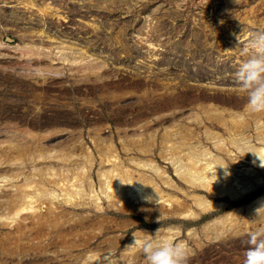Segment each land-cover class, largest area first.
<instances>
[{
	"label": "rangeland",
	"instance_id": "374dc122",
	"mask_svg": "<svg viewBox=\"0 0 264 264\" xmlns=\"http://www.w3.org/2000/svg\"><path fill=\"white\" fill-rule=\"evenodd\" d=\"M258 31H264V0H0V52L6 54L0 56V141L7 139L5 132L10 130L25 129L40 135L56 132L42 143L54 150L72 145L76 154L82 150L92 152L95 176L102 141L106 145L112 141L126 159L137 153L126 155L121 137L142 138L148 125L152 127L150 131L157 129L161 136L164 127L175 122L189 125L185 118L204 105L244 111L247 93L233 77L247 58L242 54L243 47ZM29 41L52 49L57 42L81 48L105 62L107 68L100 77L87 78L56 60L55 66L61 71L51 74L43 70L49 68L48 61L19 58L21 50L15 48ZM39 68L42 70L38 73ZM242 100H246L245 104L237 105ZM198 128L203 130L202 126ZM155 149L158 152L157 146ZM156 157V162L168 167ZM168 171L186 191L173 170ZM263 193L264 187L259 188L240 202L207 196L211 202L224 205L220 211L198 221L168 216L154 224L143 213L112 211L103 201V214L111 230L100 234L98 226L88 227L70 239L76 246L90 248L53 247L37 239L16 250L8 242L0 246V264H62L71 257L88 254L99 244L104 246L113 237L121 239L120 245L99 264L117 260L120 264H146L144 256L136 261L123 256L128 241L138 231L154 233L160 228L164 236L172 227L180 231L174 240L185 242L189 249L188 264H243L248 234L264 230V212L255 218L256 223L250 219L249 224L242 218L238 229L219 238L205 237L202 229L216 218L250 205ZM177 196L187 209L199 213L183 192ZM63 210L64 206L58 205L55 213ZM75 213L81 217L90 215L94 220L101 216L93 209ZM53 215L49 208H43L34 219L18 224L34 226ZM118 224L128 226L120 229ZM18 226L0 227V239L10 233L15 238ZM191 229L196 230L201 244L189 237Z\"/></svg>",
	"mask_w": 264,
	"mask_h": 264
},
{
	"label": "bare ground",
	"instance_id": "6f19581e",
	"mask_svg": "<svg viewBox=\"0 0 264 264\" xmlns=\"http://www.w3.org/2000/svg\"><path fill=\"white\" fill-rule=\"evenodd\" d=\"M47 10L48 8L42 11ZM24 36L28 39L31 37L27 34ZM57 43L53 49L36 46L31 44V41L21 48H14L21 50L20 59L36 57L41 58V61H48L49 68L43 70L51 74L61 71L55 66L56 60L69 66L72 72L81 73V76L87 78L100 77L107 68L105 62H100L87 51L63 42ZM2 44L0 42V48ZM0 56L6 54L0 52ZM73 68H76V71H73ZM41 70L42 68H39L36 72ZM245 101H238L236 104L244 105ZM246 106L241 112L231 108L221 110L222 108L216 105L201 106L199 112L185 118L189 120V125L175 122L169 127H164L161 136L157 129L150 131L152 127L148 125L147 133H142V138L121 137L126 155L130 152L137 153L135 156L129 155L126 159L119 155L112 141L107 142V145L102 141L99 168L95 176H92L95 163L92 152L82 150L80 154H76V147L72 145L54 150L42 143L43 139L56 132L50 135L35 134L25 129L5 132L7 139L0 141V227L19 226L15 228L18 235L12 238L14 234H6L0 239V246L12 242L14 248L19 250V245L29 246L38 239V242L47 241V245L53 247L62 248L65 245L67 249L77 248L79 246L70 243V239L76 237L84 228L98 226L100 234L111 230L108 218L103 214V201L112 207V211L140 215L143 213L147 221L154 224L158 217L163 219L177 216L184 220L198 221L204 215L220 211L224 205L211 202L207 196L217 199L227 197L233 202H240L251 196L264 187V168L259 166L258 159L249 152L255 151L264 156V111L253 112ZM192 124L196 128L192 127ZM198 126H202L203 130L199 131ZM219 127L220 131L216 129ZM95 134L98 136L99 132ZM156 146L158 152L154 150ZM156 156L168 167H162L156 162L153 158ZM38 164L42 166L37 167ZM226 166L227 169L222 168ZM170 168L177 180L185 184L186 191L174 180L168 171ZM178 192H183L186 198H190L199 213L187 209L185 202L177 196ZM262 204L264 193L250 205L247 204L248 206L242 209L209 222L202 229L204 236L219 238L226 232H234L240 227L242 218L249 224L250 219L256 223L257 217H254V213ZM58 205L64 206L61 214L55 213ZM65 207L73 210L69 211ZM43 208L51 210L54 214L52 218L43 219L34 226L18 224L28 218L34 219L35 214H40ZM166 208L169 210L166 211ZM79 209H93V212L101 216L97 220L91 219L90 215L81 217L75 213ZM87 214H90V211H87ZM118 226L125 229L128 225ZM164 233L163 237L174 240L180 231L172 227ZM134 235L143 238L145 232L138 231ZM188 235L196 242L199 239L196 230L191 229ZM133 239L132 236L126 245L131 244ZM120 242V238H110L104 242V246L99 244L88 254L71 257L67 262L99 264L120 245ZM198 243L201 244L199 241ZM90 244L91 241L87 245ZM79 248L85 250L90 247ZM123 256L136 261L144 254L139 248L133 247L126 248ZM120 263L121 261L117 260L109 264Z\"/></svg>",
	"mask_w": 264,
	"mask_h": 264
},
{
	"label": "clouds",
	"instance_id": "9594fccd",
	"mask_svg": "<svg viewBox=\"0 0 264 264\" xmlns=\"http://www.w3.org/2000/svg\"><path fill=\"white\" fill-rule=\"evenodd\" d=\"M237 40L239 45L238 37ZM242 54L247 58L237 67L234 81L247 93L248 107L253 112L264 111V31H258L250 37ZM249 152L258 159L259 166L264 168V156L255 151ZM262 212L264 204L255 210L254 217H259ZM157 222L160 223L159 217ZM133 237V242L125 247L139 248L146 264H188L189 249L186 243L163 237L160 228L151 234L145 232L143 238ZM247 244L243 264H264V230L250 232Z\"/></svg>",
	"mask_w": 264,
	"mask_h": 264
}]
</instances>
